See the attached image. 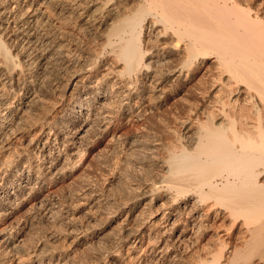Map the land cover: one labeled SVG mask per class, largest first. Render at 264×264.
Instances as JSON below:
<instances>
[{"label": "bare ground", "instance_id": "1", "mask_svg": "<svg viewBox=\"0 0 264 264\" xmlns=\"http://www.w3.org/2000/svg\"><path fill=\"white\" fill-rule=\"evenodd\" d=\"M55 54L60 97L39 105L30 77ZM173 86L204 105L179 118L160 186L118 173L116 233L95 241L75 217L95 189L58 187L103 147L149 146L138 129ZM0 154V264H264V0H0ZM36 220L62 238L30 240Z\"/></svg>", "mask_w": 264, "mask_h": 264}, {"label": "rangeland", "instance_id": "2", "mask_svg": "<svg viewBox=\"0 0 264 264\" xmlns=\"http://www.w3.org/2000/svg\"><path fill=\"white\" fill-rule=\"evenodd\" d=\"M79 38L80 40L83 41V42L81 41L83 48H86L87 45L89 48H93L94 33L92 30L89 31V28H83L82 32L81 31L79 32ZM81 57H83V55H81ZM51 58H52L51 59L52 62L50 61L51 63L49 62L47 64L46 72H43L41 69H36V72L32 73L30 77V79L34 80V82L41 83L43 85V90L48 91L47 93H45L47 94L46 95L47 97L42 99L44 104L40 103L39 105L49 104L51 103L50 101L55 102L56 100H58L57 96L60 95L58 93L59 89H56L55 91L53 87L59 88L57 83L60 84L59 82L61 81V78L63 79L64 66L60 61L61 58L58 54H57V58H56V54L52 55ZM57 59L58 61H56ZM169 61L171 60L169 59ZM34 74L35 75L37 74V76H35ZM175 88H176L175 86L167 88L168 90L163 95V97H161L162 99L160 98V100L156 99L157 101L156 100L152 101L151 110L153 111V114L150 115L151 114L150 113L149 122L148 123L145 122L148 125L144 123L145 126H141V129L140 128L138 129V132L143 131L145 128L149 130V146L147 145L145 146L144 144L143 145L138 144L137 146L134 147V152L132 154H130L129 151L126 152L127 154L121 153V146L118 145L103 147L100 154H97L94 157H92L89 160L88 164L76 170L69 178L65 179L64 182L61 183L62 185L60 184V187H58L59 189H65V191H67L68 189L71 190L86 189V188L95 189L97 199L101 201L102 204L99 202L100 206L98 205L90 208L88 206H82L78 210L79 212L77 211L75 214V217L78 219V221L82 223L83 226L85 224H87V227L89 225L90 227L92 226L91 230H89L88 235L91 232L96 234V232L98 231L96 237H94L95 241L99 240V242L101 243H107L109 242V240L113 238L114 234L116 233L115 232L116 223L113 221L109 223V220L112 219L115 215L114 208H112V206L109 205H111L114 202L113 201L114 199L118 198L119 190L117 189L121 188L120 183L117 179L118 173L126 172L127 184L129 183L130 185L133 186H137V184L145 185V183H150V184L155 183V185L160 186L162 184L161 181L163 179V177L161 176H163L165 169L163 164H161L162 162L158 160H160V157L166 155L167 152L166 150L168 145L171 144L174 145L180 142V140L181 141L185 140V137L180 136L179 132L177 131L178 123L179 120L181 119L180 117H183V119H185L190 115L189 111L187 110L188 109L187 107H189V105H192L194 107L197 106V108L204 105V102H202L200 95H196L195 93L191 92L192 90L188 89L186 91L185 90L179 91L176 90ZM52 91L54 92L53 95H52ZM214 101L213 102L211 101V103L205 106L206 107L208 106L207 108L209 107L217 108L219 103L217 102V100ZM36 112L39 113L38 108ZM200 118L203 120L204 115H200ZM148 147H149V160H146V158H144V154L148 151L147 149ZM124 165L128 168V173H127V169H125L126 167L124 168ZM1 178L2 175L0 176V183H2ZM11 181L12 180L9 179L8 182H6L7 185L4 187H1L2 185L0 184V189H4V188L12 189L10 186V184L12 185ZM97 190H99L100 192ZM61 200L62 199L60 198L59 199L60 203L61 204L64 203L63 200L62 201ZM65 205H67V203ZM95 207L97 210L95 209ZM109 207H111L110 208L111 210H108ZM92 214L94 217L92 216ZM87 219L89 220L87 221ZM51 223L53 227L56 228H51L52 227V226L50 227ZM58 223L60 225L62 224L61 221L46 222L44 220H36L30 231V234L32 233L31 235H33V237L30 236V240L34 241L37 239H41L43 238L42 237L43 234L47 235V233L51 232V230L52 233L57 234L59 232L57 235L59 236L61 235L60 237L62 238V234H63L62 225L60 226L61 228V232H60V228L59 230L57 228ZM35 236L37 238H35ZM86 255L88 258L89 257L88 254Z\"/></svg>", "mask_w": 264, "mask_h": 264}]
</instances>
